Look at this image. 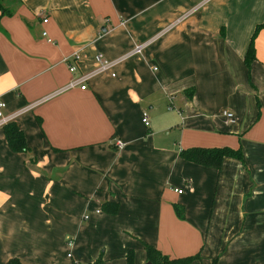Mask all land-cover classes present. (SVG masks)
<instances>
[{
    "label": "crops",
    "instance_id": "1",
    "mask_svg": "<svg viewBox=\"0 0 264 264\" xmlns=\"http://www.w3.org/2000/svg\"><path fill=\"white\" fill-rule=\"evenodd\" d=\"M2 5L1 113L28 150L0 125V264H125L129 250L145 264L144 244L199 255L185 264H264V25L244 61L264 0ZM98 54L122 60L71 86ZM190 147L241 148L244 162L200 165L180 156Z\"/></svg>",
    "mask_w": 264,
    "mask_h": 264
},
{
    "label": "trees",
    "instance_id": "2",
    "mask_svg": "<svg viewBox=\"0 0 264 264\" xmlns=\"http://www.w3.org/2000/svg\"><path fill=\"white\" fill-rule=\"evenodd\" d=\"M2 1L0 0V16L4 14H9L11 9L6 8L2 5ZM264 25V21L258 24L254 32L252 33V37L250 39L244 61L249 68L250 63L255 58L254 48H253V39L256 35L259 27ZM2 129L4 132L5 139L7 141L8 147L13 152H25L28 150V146L25 141V136L22 129L15 123V121H8L2 125ZM180 156L188 161L213 167L215 169H220L222 161L224 157H230L238 159L244 162L243 153L241 148L232 149L230 147H212V148H202V147H190L180 151ZM102 210L108 214H116L118 211V203L114 201H104L102 203ZM175 210L178 216H182V210L175 206ZM144 249L146 252V258L148 261H151L152 264H185L190 262L191 260L198 258V254L194 256H187L183 258H169L163 254H161L156 248L149 246L148 244H144ZM125 264H134L133 262V251L129 250L125 254ZM215 262V260H213ZM102 258L99 256L93 261L87 262L85 264H101ZM6 264H21L18 258H10ZM75 264V263H74Z\"/></svg>",
    "mask_w": 264,
    "mask_h": 264
},
{
    "label": "built area",
    "instance_id": "3",
    "mask_svg": "<svg viewBox=\"0 0 264 264\" xmlns=\"http://www.w3.org/2000/svg\"><path fill=\"white\" fill-rule=\"evenodd\" d=\"M47 21V18H44L43 19V22H46ZM43 35H45V32H43ZM144 44H138L134 47V49L132 50V52H130L129 54L127 55H130V54H139L143 48ZM96 60L98 62V67L89 72V73H86V74H82L79 78H77L74 82H72L70 85L72 86H75L77 84H80V88L81 89H84L85 88V83L87 82L88 79L92 78L93 76L95 75H98V74H101V73H104V72H107L109 71L111 68H113L115 65H117V63H119V61H121L122 59H116V60H106L104 59L101 54H98L96 56ZM75 70V67L74 66H70V71H73ZM4 107V103L2 101H0V125H2L3 123L6 122V120L4 119V117L2 116V113H1V110L2 108ZM224 115L228 116V117H231V113H227V112H223ZM142 123L145 125V126H149V117H148V114L147 112H142ZM117 146L118 147H121L122 146V142L121 141H117ZM177 192L181 193V190H176ZM67 244L68 245H71L72 242L70 240L67 241ZM68 257H70V253L67 254Z\"/></svg>",
    "mask_w": 264,
    "mask_h": 264
},
{
    "label": "water",
    "instance_id": "4",
    "mask_svg": "<svg viewBox=\"0 0 264 264\" xmlns=\"http://www.w3.org/2000/svg\"><path fill=\"white\" fill-rule=\"evenodd\" d=\"M145 264H152V262L151 261H147Z\"/></svg>",
    "mask_w": 264,
    "mask_h": 264
}]
</instances>
